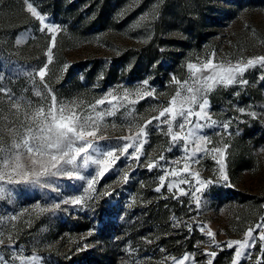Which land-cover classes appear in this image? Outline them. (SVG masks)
I'll use <instances>...</instances> for the list:
<instances>
[{
    "label": "rangeland",
    "instance_id": "obj_1",
    "mask_svg": "<svg viewBox=\"0 0 264 264\" xmlns=\"http://www.w3.org/2000/svg\"><path fill=\"white\" fill-rule=\"evenodd\" d=\"M55 1L60 6L54 11L50 4ZM17 2L11 4L18 8L10 7L12 13H0V44L22 59L7 79H0V87L15 97L10 102L0 93V144H10L25 112L50 104L52 94L58 105H78L77 113L94 115L89 105L109 92L123 96L127 91L135 100L138 88L141 95L154 90L153 96L105 117L97 137L91 138L100 149H115L119 155L126 143L122 137L137 133L169 106L178 88L173 77L188 80V63L202 64L213 53L214 63L233 65L264 56V0H27L55 33L41 31L44 25L27 11L25 0L21 9ZM71 2L72 10L66 8ZM105 8L106 19L100 21ZM7 28H15L11 36L3 35ZM45 65L41 80L37 73ZM19 74L23 82L15 80ZM10 79L14 87L7 84ZM241 79L247 83L208 93V115L216 123L202 121L209 126L198 130L211 140L208 149L223 150L227 180L221 178L218 154L215 159L212 153L198 154L187 161L190 170L212 183L193 196L199 184L181 171L184 141L172 145L165 135L167 125L157 127L155 121L146 129L141 158L130 159L135 147L129 148L79 205L63 201L84 197L98 166L81 170L84 180L53 178L51 187L5 185L11 194L0 199V257L6 264H20L17 257L34 258L37 264H69L82 258L88 264L111 244V264H178L185 256L189 259L184 264H264V240L259 239L264 233V67L249 68ZM21 97L31 107L21 104L17 117L13 105ZM110 107L106 103L96 110ZM179 122L174 132L180 131ZM154 161L158 166L149 170ZM173 169L181 175L165 176ZM183 179L189 183H180ZM169 183L178 187L169 191ZM56 204L60 207L54 208ZM249 228L253 234L246 237ZM209 230L214 237L207 235ZM246 239L245 254L237 259L239 245L229 248L228 242Z\"/></svg>",
    "mask_w": 264,
    "mask_h": 264
},
{
    "label": "snow or ice",
    "instance_id": "obj_2",
    "mask_svg": "<svg viewBox=\"0 0 264 264\" xmlns=\"http://www.w3.org/2000/svg\"><path fill=\"white\" fill-rule=\"evenodd\" d=\"M25 2L27 3V11L44 25L41 31L44 29H47L49 33L57 31L55 27H51L45 23V17L40 15L31 3H28L27 0ZM214 56L215 54L213 53V57L208 58L206 62L199 65L188 63L187 69L190 74L188 80L181 82L173 77V82L177 84L178 88L175 95L168 101L169 106L163 108L159 112V115L153 117L152 120L146 121L137 133L122 137L121 139L126 141V143L120 150L119 155H117L115 149L108 151L100 149L96 141L91 138L97 137L100 122L105 117H114L120 108H124L129 104L135 105L139 100L153 96L154 90L144 91L141 95V89L138 88L134 93L137 97L135 100L129 99V96L132 94L127 91H125L123 96H116L112 92H109L105 98L97 100L93 105H89L94 115L77 113L76 107H79L78 105L75 107H69L64 104L58 105L54 94L51 95L50 104L36 108L31 112H25L24 119L13 130L11 143L6 145L0 144V199L5 198V194L9 196L11 194V190L6 189L5 185L26 184L51 187L55 183L53 178L66 177L68 180H84L85 177L81 174V170L88 169L92 165L98 166L99 171L96 176L87 182L84 197L63 201V203H71L73 205L83 203L84 198H90V193L95 191L94 185L98 179L102 178L116 164L117 160L125 156L129 148L135 147V154L129 157L130 159L138 161L141 158L143 145L147 142L148 133L146 129L155 121H159L157 127L167 125L168 130L165 135L171 138L170 142L172 145H176L178 141H184V148L182 150L185 155L182 159L186 163L181 171L195 178L199 184L193 196H195L196 192H202L208 184L212 183V181L205 182L200 180L199 173L190 170L187 161H194L198 154L212 153L214 154V159L215 155L218 154L220 159L216 162L220 165L221 178L227 180L228 177L224 173V164L222 162L224 157L223 150L220 148L208 149L207 145L211 143V140L206 135L198 133V130L209 126V124L202 123V121H208L213 125L216 123L208 115L209 100L207 99V95L219 86L227 88L237 83L246 84L247 81L241 79L243 74L246 70L256 65L264 67V56L254 59L250 58L246 63L238 62L235 65L230 62L227 64L214 63ZM48 59L51 62V54H49ZM46 69L47 65L37 73L41 80L46 75ZM147 84L148 81H144V86ZM0 93L7 94L10 102L15 99L10 93H6L2 87H0ZM34 95L41 97L42 94L40 91H36ZM24 103H27L31 107V102L25 101L23 97L13 105V108L16 109L17 117H19L20 106ZM106 103L111 105L109 109L102 112L96 110L98 106ZM193 106H196L198 110H194ZM240 111L243 112V109H240ZM129 114L131 113L129 112ZM252 115L255 114L253 113ZM178 119L182 121L178 123L180 131L174 132L173 125L178 122ZM223 126L227 128L228 124H224ZM136 144H139V147H136ZM190 144H194L195 147L189 148L188 145ZM100 156H103V159H100ZM160 159H164L163 155H161ZM175 163H179V161ZM157 166L158 162L154 161L153 163H149L147 168L151 170ZM181 171L173 169L170 172H166L165 176H180ZM165 176L160 178L161 187L164 186ZM123 179L125 182L129 179L127 173ZM180 183L187 184L189 181L183 179ZM173 187H178V184H168L169 191ZM156 191L159 192L160 187H157ZM180 194L185 195L183 189H180ZM196 204L197 207L200 206L199 197H196ZM53 207L59 208L60 204H56ZM49 210L40 209L41 212ZM201 230L203 231V228ZM252 234L253 229L249 228L246 237H251ZM207 235L214 237V233L211 230L207 232ZM259 239L264 240V233L260 235ZM213 243H215L214 240ZM248 243L247 239L244 242L230 241L228 242V247L232 248L233 245H239L236 249V257L239 259L241 255L245 254L244 250L248 246ZM209 255L215 257L216 253L212 252ZM17 259H20V264H37L34 258L21 259L17 257ZM187 259L189 257L185 256L178 264H184V261ZM0 264H6L2 257H0ZM174 264H177V262L174 261ZM208 264H212V261L209 260ZM232 264H237V260H233Z\"/></svg>",
    "mask_w": 264,
    "mask_h": 264
},
{
    "label": "trees",
    "instance_id": "obj_3",
    "mask_svg": "<svg viewBox=\"0 0 264 264\" xmlns=\"http://www.w3.org/2000/svg\"><path fill=\"white\" fill-rule=\"evenodd\" d=\"M18 1V2H17ZM17 2L19 4V9H21L20 7V3H22V0H4L3 1V5L0 6V13L4 12H11L10 7L12 8V10H16L18 9L17 7L13 6L12 7V3ZM60 6V3L58 2H52L50 4V7H52V9L55 11V9H58ZM6 7V8H4ZM70 10H72V2L66 7ZM108 12V9L105 8L102 11H100V16L99 19L104 20L106 19V13ZM12 13V12H11ZM1 30V29H0ZM8 32H6L5 34H3L4 36H11L12 33H14L15 28H7L6 29ZM5 44L1 43L0 44V77H2V79H7L9 73H12L11 69H14V67L20 66L22 64V59L17 58L16 56H11L9 53H7L6 51H9L8 47ZM13 67V68H12ZM17 71V70H15ZM22 74H19V77H17L15 80L16 81H20L23 82L25 80L24 75L23 77L21 76ZM11 83L10 87H14V82L10 79L8 83ZM17 85V84H16ZM108 240V239H107ZM107 249H105L104 253L100 256H95L94 255V259L90 260L88 262V264H111L112 260H113V247L111 246V244H109L107 247ZM84 260V259H83ZM82 258H78L75 259L73 261H71L73 264L77 263V264H85V262H83ZM71 262L69 264H71Z\"/></svg>",
    "mask_w": 264,
    "mask_h": 264
}]
</instances>
